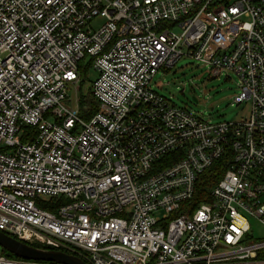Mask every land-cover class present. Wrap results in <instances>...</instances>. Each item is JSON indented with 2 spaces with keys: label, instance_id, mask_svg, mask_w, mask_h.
<instances>
[{
  "label": "built area",
  "instance_id": "1",
  "mask_svg": "<svg viewBox=\"0 0 264 264\" xmlns=\"http://www.w3.org/2000/svg\"><path fill=\"white\" fill-rule=\"evenodd\" d=\"M186 56L234 71L248 115L212 122L157 92ZM226 154L211 200L185 207ZM249 217L264 224V0H0L1 231L88 264H264Z\"/></svg>",
  "mask_w": 264,
  "mask_h": 264
},
{
  "label": "rangeland",
  "instance_id": "2",
  "mask_svg": "<svg viewBox=\"0 0 264 264\" xmlns=\"http://www.w3.org/2000/svg\"><path fill=\"white\" fill-rule=\"evenodd\" d=\"M102 22L99 19L94 23L95 27L99 28ZM96 75L93 69L88 71L82 82L83 95L90 92ZM238 84L239 77L234 71L226 70L214 77L210 74L209 66L190 56L180 58L172 67H162L152 80V86L157 92L212 122L237 121L248 115L250 103L237 105L233 101L240 91ZM249 223L250 240L263 241L264 224L253 217H249Z\"/></svg>",
  "mask_w": 264,
  "mask_h": 264
},
{
  "label": "trees",
  "instance_id": "3",
  "mask_svg": "<svg viewBox=\"0 0 264 264\" xmlns=\"http://www.w3.org/2000/svg\"><path fill=\"white\" fill-rule=\"evenodd\" d=\"M88 66L84 68L85 71L88 70ZM98 109V102L94 98L92 92L90 91L88 94L83 95L82 87L80 92V111L83 117H92ZM174 153L167 154L163 156L157 163L169 164L172 161V158L175 157ZM228 159L229 155L226 154L218 159L212 167L207 169L204 173L200 175L196 184V192L194 197L186 204L185 207H189L193 209L199 206L202 202H208L211 200L210 189L222 178L226 168L228 167ZM40 205L41 202H39ZM41 247L39 245H34ZM2 252L8 255L11 258L23 259L18 257L7 250L2 248ZM70 253V252H69Z\"/></svg>",
  "mask_w": 264,
  "mask_h": 264
},
{
  "label": "water",
  "instance_id": "4",
  "mask_svg": "<svg viewBox=\"0 0 264 264\" xmlns=\"http://www.w3.org/2000/svg\"><path fill=\"white\" fill-rule=\"evenodd\" d=\"M197 102V98H193ZM0 246L8 252L31 260L51 261L58 264H88L77 255L63 250L37 247L12 237L0 230Z\"/></svg>",
  "mask_w": 264,
  "mask_h": 264
}]
</instances>
